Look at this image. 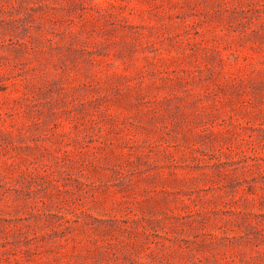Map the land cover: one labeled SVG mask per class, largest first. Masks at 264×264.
<instances>
[{
	"label": "rangeland",
	"instance_id": "rangeland-1",
	"mask_svg": "<svg viewBox=\"0 0 264 264\" xmlns=\"http://www.w3.org/2000/svg\"><path fill=\"white\" fill-rule=\"evenodd\" d=\"M0 264H264V0H0Z\"/></svg>",
	"mask_w": 264,
	"mask_h": 264
}]
</instances>
